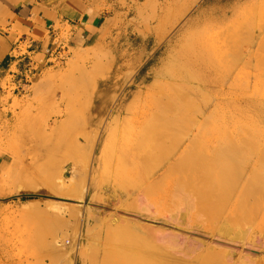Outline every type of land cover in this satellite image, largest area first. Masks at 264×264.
Instances as JSON below:
<instances>
[{
	"label": "rangeland",
	"instance_id": "374dc122",
	"mask_svg": "<svg viewBox=\"0 0 264 264\" xmlns=\"http://www.w3.org/2000/svg\"><path fill=\"white\" fill-rule=\"evenodd\" d=\"M67 1L47 0L50 6L55 9L54 13ZM111 1L114 2V8L107 11L108 7H99V11L105 10L104 14L107 16V20L95 31L93 36L73 44L67 40L63 48L60 41L55 42L52 58L48 61L43 59L37 68L38 74L29 78L24 86L19 89L16 87L8 89L6 85L8 80L0 78V192L2 193L0 196V264H40V262L45 264H102V261L103 263L106 261L105 264H119V261H121L120 264H143L144 262V264H169L170 262L171 264H264V175L250 177L249 170L245 168L246 165L240 161V165L235 166L236 168L233 167L228 176L230 178L233 176L230 183H228L230 179L227 180V177H223L222 180L221 176H218L221 171L217 175L213 174V177L218 176L221 179H216V181L222 180L223 182H215V180L213 181L215 178H211V175L213 171L216 173V169H207L212 163L205 160L209 156L208 159H212L210 161L213 164H215L213 161L215 158L216 163L220 164L219 159L225 148H236L242 160L252 158L254 153L264 148V109L255 110L251 106H240L239 103H232L234 101L239 102L243 95H248L250 98L257 95L252 99L264 102V0H251L244 4H228L223 0L222 3L218 4L220 10L207 11L202 10L208 4V0H196L194 2L191 0ZM9 28V13L0 10V32L7 33ZM57 29L63 31L62 37L66 39L70 28L66 27L65 29L58 23ZM158 36H162L161 41L158 40ZM194 46L195 51H190ZM186 50L188 59H194L195 56L199 58L205 56L207 66L202 69L187 66L183 68V76H187L188 79L203 72L201 87L198 85L201 92L193 95L194 99L192 96L186 97V101L183 102L186 104L185 106L198 109L207 103H216V96L212 91L215 89H223L229 94L228 97L225 93L224 98L227 96L225 103L218 106L213 116L209 117L211 119L208 118L209 120L205 122H201L202 120L199 122L202 124V128H208H204L206 131L208 130L207 132L202 129L201 135L204 138L200 135V127L193 131L194 134L187 133L192 122L197 120L195 116H193L194 118L182 117L180 119L162 117L156 120L157 122L150 120L149 124L158 123L159 127L160 125L164 126L168 134L162 140L164 143H161L156 134V140L152 137L154 134L151 137L149 135L150 139L146 137L150 143L145 141V145L150 147L155 142L154 145L152 144V150L154 146L155 148L158 146L153 152L151 148L148 149V156H151V152H155V156H152L153 159L148 157L147 160L141 154L145 150L144 156L147 155V145L146 147L141 146L144 145L141 142L145 138L138 139L139 134L136 129H138L139 121L137 119L139 118L135 117L133 118L135 122L123 123V129L118 134H114L104 146L100 147L105 129L104 124L96 133L87 117V104L85 101L79 100L77 92L85 86L91 91L96 84L107 81L112 76H114V81L118 77L121 78V82H126L124 86L120 87L122 89L118 91L119 93L114 94L116 96L129 91L131 85L140 79L148 81L146 85L144 84L147 88L153 82L155 75L162 69L175 68V65L177 68ZM226 75H229L227 76L228 79ZM236 75L239 76L236 78ZM235 80L237 81L236 84ZM61 89L65 91V94H68L67 96L70 93V98L72 97L73 100L69 97L68 101L66 99L67 102L52 100L54 95H57L58 99L62 97H59L63 93ZM65 89H68L67 92ZM179 89L177 85H172L166 93L169 96L176 95L178 91L182 92V89ZM76 90L78 91L76 92ZM202 92L205 95H201ZM231 96H240V99L237 98L239 99L237 100L236 97L231 99ZM168 98L164 96V99H159L157 103L163 104ZM256 101L252 102L255 103ZM63 119H67V122L63 123L61 121ZM115 125L116 123L113 124V127ZM91 128L95 133L91 131ZM220 129L222 130L220 131ZM34 134H62L66 141L71 138L72 134H87V137L91 139L87 138L89 145L85 141L86 143H83L84 149L77 152L68 145L56 150L50 149L49 151L52 152H45L44 149H36L37 147L32 141L35 139ZM30 135L34 137L31 140L32 143L30 142ZM170 137L171 139H169ZM51 138L54 141L53 137H48L42 142L47 144ZM136 138L141 142L137 141ZM164 139L165 141L168 140L169 144ZM182 140L184 141L182 142ZM134 142H136V146ZM181 142L183 144H180ZM189 143H192L191 148L196 147H194V152L187 150L189 152L187 155H185L186 152L183 153L185 160L182 158L183 160L180 159L176 162L180 156L179 153L183 152L186 148L184 146L189 145ZM133 144L134 150L141 146L142 151L139 150L141 152L136 150L139 152L138 155L135 154L136 151L131 150ZM128 147H130V152L126 151L129 150ZM160 147L164 149L161 153L158 152ZM200 150L206 154V157L202 154L204 156L203 161L199 157ZM173 152L175 157L172 155ZM218 153H221L220 156ZM163 154L166 156L164 157ZM168 154L172 155L171 157L174 159L171 160ZM210 155H214V159ZM197 156L199 157L198 160H196ZM168 157L170 160L165 161ZM149 160H151L149 164L151 166L148 168ZM172 161L179 166L175 164L177 166L175 168ZM185 161L186 164H184ZM198 162L201 163V166ZM204 162L211 164L208 166ZM171 164H173L174 169L170 166ZM219 164L218 166L212 165V167L220 168ZM170 167L172 169V171L170 170L171 175L168 170ZM184 167L187 168L185 169L186 174L188 177L192 176L191 178L188 179L185 173H183L185 175L181 173L184 171H180V169L184 170ZM96 168L98 192L95 193L91 190V183L93 171ZM199 168L202 170H198ZM219 168L218 171L216 170L217 172H219ZM145 169H149L148 172L150 170V172L156 171V173L152 172V176L148 177L151 174L147 176L148 173ZM191 169L194 171L192 172ZM165 171L167 177L162 178ZM61 172L64 175H61ZM139 174L140 178L138 177ZM221 175L225 176L223 173ZM178 176L180 178L185 176L190 183L188 181L185 184V178H181L182 183H180ZM159 177H161L160 181L158 180ZM197 178L201 179L198 181ZM136 179L139 183L144 181L146 184L141 182L140 186L138 184L140 187L137 188L138 191L134 192L132 190L135 184L138 187ZM154 179L160 183L158 186L156 185L157 187L151 185V188L156 187L155 190L154 188L151 189V192L154 190L153 192L156 191V193L151 194L148 192L150 187L144 185H148ZM176 180L177 183L179 182L177 187L181 184L188 186L186 187V189L189 188L188 192L183 186V191H186L188 196L194 181L198 182L195 183L196 185L194 184L195 188L193 189L195 192L193 195L197 193L196 197L191 198L193 196H191L193 192L191 190L190 199H194L191 200L194 209L192 208L193 210L191 209L192 211L190 210L188 213L186 222L189 221V227L195 231L193 233L203 237L204 247L198 252L199 255H202L200 261L177 256L174 258L168 254L165 256L163 255L165 251L159 247L150 243L144 244V240L137 232L138 226L150 224L162 229L167 227L166 229L169 231L173 230L171 226L160 224L162 222L157 221V219L160 217L159 220L161 221L162 217L169 216L166 214H171L176 207V204L170 200L171 197L174 199L173 194L169 192L173 190H170V187L174 186L173 188L176 189ZM173 183L175 184L173 185ZM190 184L192 188L189 187ZM61 185L63 186L61 187ZM71 186L74 187L73 190ZM142 188H147L150 197L153 195L157 199L162 198L158 201L155 197L150 199L148 196L149 199L148 197L145 198V205L150 206L151 210L157 207L156 210H152L154 214L144 213L137 207L138 197L136 200L133 197L135 201L131 197L130 190L137 195L136 192L139 193ZM27 194H43L45 197H28ZM167 194H171L170 198ZM135 195L132 194V196ZM77 196H80L81 200ZM126 196L130 198L128 199ZM175 198L177 197L175 196ZM65 199H70V201L65 202ZM75 200L83 203L80 205ZM133 201L137 209L131 207ZM148 203L155 205L153 207ZM62 205L63 207H61ZM74 207L78 208L73 212L72 208ZM152 215L157 216V218L154 217L156 221ZM223 221L229 222L231 225L235 222L234 228L241 226L239 230L248 231L247 241L254 242V239L258 243L259 247L251 246L254 249L257 248L255 250L258 251V254H251L248 249L251 248L250 246L240 244L235 247L227 245L226 248H232L233 257L211 255V248L218 251L223 250L224 246L222 248L215 246L217 244L215 242L222 241L216 238L220 235L218 233L221 230L219 226L222 228ZM110 225L111 227H109ZM119 227L121 229L118 230ZM231 227L233 231L236 230V228L233 229V226ZM233 231L232 237L238 232L237 230V232ZM208 247L210 250H207ZM170 259L175 260V262ZM100 260H102L101 263Z\"/></svg>",
	"mask_w": 264,
	"mask_h": 264
},
{
	"label": "bare ground",
	"instance_id": "6f19581e",
	"mask_svg": "<svg viewBox=\"0 0 264 264\" xmlns=\"http://www.w3.org/2000/svg\"><path fill=\"white\" fill-rule=\"evenodd\" d=\"M186 41H188V40H186ZM195 46H194V48H192L190 51H192V50H194L195 51ZM186 54V55H185ZM185 54H184V56L182 55V57H181V59H180V63H179V66L176 68V65H175V68H164V69H162V71H160V72H158L156 75H155V77L153 78V82L146 88L145 87V85H146V83L148 82V81H145V79H140V80H138V81H134L135 83H133L132 85H131V87H130V90L129 91H127V92H123L121 95H114L116 92H118L119 90H121L122 88H120L122 85L124 86L125 85V83L124 82H121V78H118L117 77V80L116 81H114V76H112L109 80H107V81H102V82H100L98 85L96 84L95 86H94V89L93 90H88V88L85 86V87H82V90L80 89L79 90V92H77L78 90H76V92H77V97L79 98V100H81V101H85L86 102V104H87V110H86V113H87V117L89 118V121H90V124H91V126H92V128L95 130V132L96 133H98L97 132V130H99V129H101V127H102V124H104V127H105V129H104V134H103V136H102V138H101V142H100V147H102V146H104L110 139H112V137H113V135L114 134H118L119 133V131L121 130V129H123V127H122V124L123 123H126V122H135V120L133 119V118H135V117H138L139 119H137V121H139V123H138V126H137V128L138 129H136L137 130V132H138V139H143V138H145V139H143L142 140V142L140 141V140H138L137 138V141H140L141 142V144H143L144 143V145H141V146H145L146 147V145H145V141H149V140H147V138L146 137H148L149 138V135H150V137L152 136V134H154V136H152L153 138H155V134L157 135L156 137L157 138H159L160 140H161V143H164V142H162V140H163V138H165V136H166V134H168L166 131H167V129L164 127V126H162V125H160V127H159V124L158 123H155V125L154 124H149V121L150 120H153V121H155V122H157L156 120H158L159 118H162V117H164V118H168V117H170V119H180V118H182V117H185V118H188V117H191V118H194L193 116H195V119H197L196 121H193L192 122V126L190 127V129L188 130L189 132H187V133H189L190 135L191 134H194L193 133V131L196 129V128H198V127H200L199 128V132H200V135H201V132H202V129H204V128H206V127H204V128H202L201 126H202V124H200L199 122L201 121V122H205V121H207V120H209V119H211V118H209L210 116H213V114H214V112H215V110L218 108V106H220V105H222V104H224L225 102L224 101H226L225 100V98L229 95L228 93H226V92H224V90L223 89H215V90H212L213 92H214V95L216 96V103H211L210 102V104H206L205 106H203V107H200V108H193L192 109V106H185L186 104L185 103H183V102H185L186 100H185V98L186 97H189L190 98V96H192V98H193V95H196L197 94V92H199L200 91V89L198 88V85L200 86L201 85V83H202V77H203V72H200V73H197L198 75L197 76H192V77H190L189 79L187 78V76L185 77V76H183V73H182V71H183V68L185 67V66H187V67H192V68H200V69H202V68H204L205 66H207V59H206V57L204 56H202V57H197V56H195L194 57V59L192 60V59H188V57H187V50H186V52H185ZM198 55V54H197ZM217 57V56H216ZM210 58H212V57H210ZM216 59H219V58H216ZM221 59V58H220ZM222 59H223V57H222ZM208 61H210V60H208ZM214 61H215V59H214ZM212 62H213V60H212ZM211 62V63H212ZM226 62V61H225ZM215 63V62H214ZM217 63H218V61H217ZM221 63V62H220ZM250 63V62H249ZM213 64V63H212ZM251 64V63H250ZM215 65V64H214ZM246 65V64H245ZM248 65V64H247ZM210 66V65H209ZM223 66V65H222ZM263 66H264V62H263ZM211 67H212V69H213V66L211 65ZM217 67V66H216ZM244 67V66H243ZM242 67V68H243ZM182 68V69H181ZM219 68V67H218ZM217 69V68H216ZM209 70V69H208ZM214 70H215V68H214ZM218 70V69H217ZM248 71V70H247ZM263 71V70H262ZM217 72V71H216ZM222 72V71H221ZM231 72V71H230ZM264 72V71H263ZM242 73V72H241ZM248 73V72H247ZM255 73V72H254ZM226 74V73H225ZM231 74V73H230ZM234 75V74H233ZM261 75V74H260ZM259 75V76H260ZM264 75V74H263ZM204 76H205V74H204ZM213 76V75H212ZM227 76H229V75H226V77ZM237 76H239V75H236V78H237ZM249 76H251V75H249ZM206 77V76H205ZM216 77H217V75H216ZM235 78V79H236ZM239 78V77H238ZM227 79H228V77H227ZM248 79H250V78H248ZM217 80H218V78H217ZM222 80V79H221ZM127 81H128V78H127ZM228 81V80H227ZM235 82V84L237 83V81L235 80L234 81ZM254 82H256V81H254ZM223 83H224V81H223ZM246 83H248L249 84V82H246ZM258 83V82H257ZM259 83H261V80H259ZM145 84V85H144ZM207 84V83H206ZM205 84V85H206ZM247 84V86L249 87V85ZM172 85H177V87L178 88H180V89H182V92H180V91H178V93L175 95H168L166 92H168V88H171V86ZM256 86V85H255ZM201 87V86H200ZM219 87V86H218ZM179 89V90H180ZM230 89V88H229ZM59 90V89H58ZM62 90V89H61ZM66 90V89H65ZM68 90V89H67ZM67 90H66V92H67ZM202 90H203V87H202ZM231 90V89H230ZM229 90V91H230ZM247 91L249 90V89H246ZM60 91V90H59ZM243 91V90H242ZM61 92V91H60ZM62 92L63 93H61V95H59V97L60 96H62V97H60L59 99L57 98V95H54V99H52V100H54L55 102H57L58 100L59 101H63V102H67L68 101V97L70 98V93H69V96H67L68 94H65L64 92L65 91H63L62 90ZM154 92V94H151V93H153ZM156 92V93H155ZM201 92V91H200ZM203 92L205 93V90H203ZM203 92L201 93V95L203 94ZM246 92V91H245ZM59 93V92H58ZM119 93V92H118ZM225 93H226V97L224 98V95H225ZM234 93H235V91H234ZM247 93V92H246ZM251 93V92H250ZM63 94V95H62ZM113 94V95H112ZM207 94V93H206ZM238 94H240V93H238ZM249 94V93H248ZM252 94V93H251ZM256 94V93H255ZM199 95V94H198ZM203 95H205V94H203ZM213 95V94H212ZM237 95V94H236ZM253 95V94H252ZM72 96V95H71ZM74 96H75V94H74ZM164 96L165 97H169L168 98V100L165 102V103H157V101L159 100V99H164ZM233 96V95H232ZM231 96V99L232 98H234V97H236V96H234V97H232ZM255 96V95H254ZM253 96V97H254ZM257 96V95H256ZM255 96V97H256ZM207 97V96H206ZM229 97V96H228ZM240 96H237L235 99H237V98H239ZM252 96H251V98L247 95V96H245V95H243L242 97H241V99L239 100V99H237V100H239V102H237V101H234V102H232V103H239V105L240 106H251L252 108H254L255 110H257V109H259V110H261V109H264V102H261V101H256V100H253L252 98H253ZM61 98H62V100H61ZM212 98V97H211ZM215 98V97H214ZM66 99H67V101H66ZM71 100H73V98L71 97L70 98ZM194 99V98H193ZM196 99V98H195ZM209 99V98H208ZM229 99V98H228ZM261 99H262V97H261ZM264 99V98H263ZM70 100V101H71ZM214 100V99H213ZM234 100V99H233ZM69 101V102H70ZM205 101H207V100H205ZM232 101V100H231ZM252 101H256L255 103H253ZM208 102V101H207ZM205 104V103H204ZM198 105V104H197ZM235 105V104H234ZM200 106H201V104H200ZM180 107V109H178ZM222 108V107H221ZM241 108V107H240ZM192 109V110H191ZM222 111V110H221ZM62 117V116H61ZM63 118V117H62ZM209 118V119H208ZM61 119V118H60ZM64 120V121H63ZM63 120H61L63 123H66L67 122V119L65 120V119H63ZM86 120V119H85ZM244 120V119H243ZM88 122V121H87ZM86 122V123H87ZM114 123H116V125L113 127V124ZM152 123V122H151ZM61 124V123H60ZM85 124V123H84ZM87 125V124H86ZM169 125V124H168ZM168 125H167V128H168ZM125 126V125H124ZM204 126V125H203ZM215 126V125H214ZM87 127V126H86ZM218 127V126H217ZM91 128V129H92ZM93 129L91 130V131H93ZM206 129H208V128H206ZM201 130V131H200ZM222 129H220V131H221ZM204 131H206L205 129H204ZM208 131V130H207ZM206 131V132H207ZM94 131H93V133H95ZM199 132H197L198 133V135H199ZM230 132V131H229ZM203 133V132H202ZM205 133V132H204ZM223 133V132H222ZM224 134V133H223ZM32 135V134H31ZM30 135V136H31ZM35 135V134H34ZM90 135V134H89ZM93 135V134H92ZM137 135V134H136ZM229 135H231L230 133H229ZM63 135L62 134H36L34 137H35V139H33L34 137H30V142H31V140L33 141V143H35V145H36V149H44L45 150V152L46 151H49L50 149H60V147H62V146H66V145H68V146H71L76 152L77 151H80V150H82V149H84L83 148V143L86 141H88L87 140V138H90V137H87L88 135L87 134H72V136H71V138L69 139V140H67L66 141V139L64 138V137H62ZM93 136H95V135H93ZM116 136V135H115ZM169 136H171L172 138H173V136L172 135H170L169 134ZM194 136H196V135H194ZM202 137H203V135H201ZM200 136V137H201ZM48 137H53L54 138V141L52 140V138L49 140V141H47L48 143L46 144V142L45 143H43L42 142V140L43 141H45ZM168 137V136H167ZM171 137L169 138V139H171ZM187 137V136H186ZM95 138V137H94ZM135 138V137H134ZM157 138H155V140L157 139ZM162 138V139H161ZM204 138V137H203ZM221 138V137H220ZM91 139V138H90ZM150 139V138H149ZM152 139V138H151ZM166 139H168V138H166ZM168 139V140H169ZM186 140L188 139V138H185ZM184 139V140H185ZM195 139V138H194ZM193 139V140H194ZM201 139V138H200ZM223 139H224V137H223ZM235 139V138H234ZM160 140H158V141H160ZM168 140L167 141H165V139H164V141L165 142H167L168 143ZM184 140H182V142L184 141ZM212 140H213V138H212ZM211 140V141H212ZM218 140V139H217ZM230 140V139H229ZM93 141H95V140H93ZM130 141V140H129ZM128 141V142H129ZM135 141V140H134ZM136 141V142H137ZM192 141V140H191ZM221 141H223L222 139H221ZM85 142V143H86ZM89 142H90V140H89ZM136 142H134L135 143V146L137 145L136 144ZM152 142V141H151ZM153 142H154V139H153ZM172 142V141H171ZM180 143V144H183V143ZM186 142V141H185ZM184 142V143H185ZM198 142V141H197ZM32 143V142H31ZM91 143V142H90ZM132 143V142H131ZM130 143V144H131ZM138 143V142H137ZM149 143H150V141H149ZM155 143V142H154ZM154 143H152L153 145H154ZM193 144H194V142H192ZM191 143V144H192ZM210 143V142H209ZM217 143H218V141H217ZM138 144H140V143H138ZM152 144H151V146L149 147L148 145H147V155L146 156H144L146 153H144V152H146L145 150H144V147H143V150H144V152L142 153L141 151V149H140V147H139V149H138V147L136 148V150H141V151H139V152H141V154H143V156L142 157H146L147 158V160L149 159L148 157H151L152 159H153V157L152 156H155V152L154 153H152L153 151H155L154 149H156L158 146H156V148H155V146H154V149L152 150ZM159 144V143H158ZM169 144V143H168ZM191 144L189 143V145H186V146H184V147H186V148H184V151L183 152H181V153H179L180 154V156H179V158H178V160H176V162H178V161H180V159L181 160H183L182 158H184V154L183 153H185L186 152V154L185 155H187V152L188 151H190V152H194L193 150H194V147L195 146H193V148H191ZM199 144V143H198ZM211 144V143H210ZM214 144H216V143H214ZM221 144V143H220ZM219 144V145H220ZM87 145H89L88 144V142H87ZM157 145V144H156ZM161 145H163V144H161ZM165 145V144H164ZM34 146V145H33ZM160 146V145H159ZM180 146V145H179ZM211 146V145H210ZM220 146H222V145H220ZM91 147H93V146H91ZM215 147V146H214ZM226 147V146H225ZM34 148H35V146H34ZM126 148V147H125ZM130 147H128V149H129ZM149 148H151V150H152V152L150 153V155L151 156H148L149 154H148V149ZM162 148V149H161ZM180 148V147H179ZM178 148V149H179ZM182 148V147H181ZM180 148V149H181ZM188 148H190V149H188ZM196 148V147H195ZM216 148H217V145H216ZM216 148H214V149H216ZM39 149V150H40ZM120 149H121V147H120ZM127 149V148H126ZM135 148H134V144H133V149L131 148V150L133 151ZM159 149V151L158 152H162L164 149H163V147H160V148H158ZM179 149V150H180ZM122 150V149H121ZM136 150H134V152L136 151ZM186 150V151H185ZM188 150V151H187ZM192 150V151H191ZM220 150H221V148H220ZM126 151H128V152H130V149L129 150H126ZM177 151V150H176ZM175 151V152H176ZM201 151V150H200ZM199 151V153H200V155H199V157H200V159H201V161H203L202 160V158L204 159V156L202 155V154H204L205 155V157H206V154L204 153V151H203V153H202V151L200 152ZM215 152H216V150H214ZM42 152V151H41ZM49 152H52V151H49ZM134 152H133V155H134ZM137 152V151H136ZM139 152H137V153H135V154H137L138 155V153ZM196 153H197V151H195ZM207 152V151H206ZM218 152V151H217ZM220 152V151H219ZM258 152V153H257ZM256 153H254V155L252 156V158H247V159H243L242 160V157H239V152L237 151V149L236 148H225L223 151H222V154H221V157H220V164H222V165H220L219 163V166H220V170H219V172H217L218 171V168H217V166H218V164L216 163V158L214 159L213 158V156H211L214 160V163L217 165L216 166V168L214 167L215 166V164H213V162L212 161H210V160H212V159H208L209 158V156L208 157H206L205 158V160L207 161V160H209V162H211L212 163V165H214L213 167H212V165L211 166H209L208 164H211V163H205L204 162V164H206V165H208L209 167H207V169L208 168H213V169H216L215 170V172L216 173H214V171L212 172V175H211V172H210V175H211V178H215V179H213V181L215 180V182H217V181H219V182H223L222 180H223V177L224 178H226L227 177V180L228 179H230L229 181H228V183H230V181L232 180L231 178L233 177V176H231V178L230 177H228L229 176V174H231V170H232V168L234 167V168H236L235 166H239L240 165V163L242 162V164L244 163V165H246L245 166V168L246 169H248L249 170V172H250V177L251 176H256V175H264V148H262L261 150H258ZM174 153V152H173ZM178 153V152H177ZM189 153V152H188ZM198 153V154H199ZM131 154H132V152H131ZM153 154V155H152ZM178 154V155H179ZM190 154H192V153H190ZM193 154H195V153H193ZM192 154V155H193ZM197 154V155H198ZM213 154V153H212ZM220 154L218 153V156H220ZM159 155V154H158ZM164 155V154H163ZM169 155V154H168ZM172 155H174V157H175V153L174 154H172ZM172 155H169L170 157L172 156ZM191 155V156H192ZM196 155V154H195ZM195 155H194V157H195ZM215 155H217L216 153H215ZM139 156H140V154H139ZM156 156H157V154H156ZM160 156V155H159ZM162 156V155H161ZM166 155H164V157H165ZM183 156V157H182ZM129 157V156H128ZM142 157H140V158H142ZM158 157V156H157ZM170 157H168L167 159H165V161L166 160H170ZM186 157V156H185ZM198 157V156H197ZM199 157L198 158H196V160H198L199 159ZM133 158H134V156H133ZM133 158H132V160H133ZM136 158H137V156H136ZM146 158H145V160H146ZM172 158L173 157H171V160H172ZM125 159H126V157H125ZM131 159V158H130ZM135 159V158H134ZM143 159V158H142ZM157 159V158H156ZM162 159V158H161ZM174 159V158H173ZM176 159H177V157H176ZM187 159V158H186ZM194 159V158H193ZM192 159V160H193ZM127 160V159H126ZM138 160V159H137ZM141 160V159H140ZM144 160V159H143ZM146 160V161H147ZM159 160V159H158ZM184 160H185V158H184ZM191 160V159H190ZM189 160V161H190ZM191 160V161H192ZM195 160V159H194ZM204 160V161H205ZM218 160V159H217ZM98 161H99V158H98ZM117 161V160H116ZM125 161V160H124ZM130 161V160H129ZM133 161H135V160H133ZM153 161H155V160H153ZM190 161V162H191ZM200 161V160H199ZM200 161V162H201ZM241 161V162H240ZM120 162H121V160H120ZM131 162V161H130ZM136 162V161H135ZM134 162V163H135ZM142 162H144V161H142ZM156 162V161H155ZM176 162H175V164H176ZM184 162V161H183ZM195 162V161H194ZM200 162H198L199 163V165L201 166V163ZM218 162V161H217ZM118 163H119V161H118ZM141 163V162H140ZM151 163V160H149L148 161V168H149V166H151V165H149ZM168 163H170V162H168ZM168 163H166V164H168ZM172 163L174 164V162L172 161ZM181 162H179V164H180ZM187 162L185 161V163L184 164H186ZM195 163H197V162H195ZM136 164V163H135ZM144 164H146V163H144ZM156 164V163H155ZM158 164H160V163H158ZM173 164H171L170 166H172V168L174 169V167L176 168L177 166H179V165H175L174 167H173ZM183 164V163H182ZM203 164V163H202ZM157 165V164H156ZM163 165V164H162ZM181 165V164H180ZM191 165V164H190ZM196 165V164H195ZM199 165H197V166H199ZM101 166V165H100ZM160 166V165H159ZM159 166H158V168H159ZM183 166V165H182ZM193 166H194V164H193ZM197 166H195V167H197ZM203 166H205V165H203ZM146 167V166H145ZM155 167V166H154ZM153 167V168H154ZM162 167V166H161ZM168 167H169V165H168ZM186 167V166H185ZM184 167V170H181V169H183L182 167H180L181 169H180V171H184V172H181L182 174L183 173H187V172H185V169H187V168H185ZM191 167H192V165H191ZM206 167H204L205 168V170H206ZM132 168H134V167H132ZM135 168H136V166H135ZM156 168H157V166H156ZM163 168V167H162ZM189 168V167H188ZM198 168V167H197ZM160 169V168H159ZM168 169V168H167ZM192 169H194V168H192ZM191 169V170H192ZM146 170V169H145ZM149 170V169H148ZM148 170H146V172L148 173L147 174V176L149 175V174H151V175H149L148 177H151L152 176V174L153 173H156V171L155 172H148ZM169 170V172H170V170L172 171V169H171V167H170V169H168ZM176 170V169H175ZM198 170H202V169H198ZM139 171V170H138ZM167 171V170H166ZM166 171L164 172L165 173V175H163L162 176V178L165 176V177H167V175H166ZM194 170H192V172H193ZM204 171V170H203ZM208 171V170H207ZM209 171H212V169L210 170L209 169ZM220 171H221V173H220ZM159 172V171H158ZM190 172V171H189ZM188 172V173H189ZM192 172H191V175H192ZM198 172H200V171H198ZM237 172V171H236ZM238 172H240V171H238ZM62 173V172H61ZM134 173H135V171H134ZM133 173V174H134ZM138 173V172H137ZM140 173V172H139ZM178 173V172H177ZM200 173H202V172H200ZM208 173V172H207ZM217 173L219 174L220 173V175H218L219 177L221 176V178H222V180L220 181V180H217L216 181V179H221V178H219L218 176H214L213 177V174L214 175H217ZM225 174V176H223V175H221V174ZM227 173H228V175H227ZM60 174V173H59ZM159 174V173H158ZM185 174H183V175H185ZM61 175H64V173H62ZM61 175H60V177H61ZM156 175V174H155ZM170 175H171V172H170ZM169 175V176H170ZM190 175V174H189ZM194 175V174H193ZM196 175V174H195ZM197 175H199V173H197ZM197 175H196V177H197ZM203 175V174H202ZM205 176H208L209 175V173H208V175H206V174H204ZM233 175V174H232ZM234 175H236V174H234ZM136 176V175H135ZM140 176V174L138 175V177ZM182 176V175H181ZM200 176V175H199ZM198 176V177H199ZM154 177V176H153ZM179 177V176H178ZM186 177L189 179V177H188V175L186 174ZM186 177L184 176V177H181V178H185V180H186ZM192 177V176H191ZM190 177V178H191ZM216 177H218V178H216ZM136 178V177H135ZM140 178V177H139ZM176 178V177H175ZM181 178L179 177V180H180V183H182V180H181ZM195 178V177H194ZM202 178V177H201ZM201 178H197V180L199 179H201ZM205 178V177H204ZM150 179V178H149ZM59 180V179H58ZM157 179H154L152 182H151V184H150V182H149V184H150V186H149V184L148 185H144L145 187L146 186H148V187H150V191H148L147 190V188H142L141 189V191H140V189H139V193H137L136 192V194L137 195H135V191H138L137 190V188H140L139 186L141 185V182L139 183L138 182V180L136 179V183H137V186H138V184H139V186L138 187H136V184H135V186H134V189H136V190H132V191H134V192H131V190L129 191L130 193H131V197L133 198V197H135V200H136V197H138L137 198V207L139 208V209H141L142 211H144V213L146 212H148V213H153L154 214V210H156V208L157 207H155V209L152 211L151 209H150V206H148V205H145L146 203L144 202L145 201V198H147L148 196L150 197V193L151 194H154V193H156V191L155 192H153L154 190H155V188L159 185V183L157 182L158 180L160 181L161 180V177H159L158 178V180L156 181ZM163 180V179H162ZM177 180H178V178H177ZM177 180H176V184L177 185H175L176 187V189H174L173 187V185L175 184V183H173V187H170V190L171 189H173L172 191H169L171 194H173V198L174 199H172V197H171V199L170 200H172V202L173 203H175L176 205V207H175V209L174 210H172L173 212H171V214L169 213V214H166V215H169V216H164V217H162L163 219L160 221L159 219H161L160 217L157 219V221H159V222H162V223H160V224H162L163 226H171V228H173V230L172 231H169V229L167 230L165 227L162 229V228H158V227H156L155 225H148V226H145L144 224V226H138L137 227V232H138V235H140L141 236V238L144 240V244H148V243H150V244H152L153 246L155 245L156 247H159L162 251H165L164 252V254L163 255H165L166 256V254H168L169 256H173L174 258H175V256H177V257H184V258H194L196 261H200V259H201V257H202V255H199L198 254V252L204 247V244H203V240H202V236H200V235H198V234H195V233H193V232H195V231H192V229H191V227H189V221H188V223L186 222V220H187V217H188V213L190 212V210L193 208L194 209V207H192V206H194V205H192V202H191V200L192 199H190V194H191V192H192V194H191V196L193 195V194H195V192H194V188H195V183L197 182V181H194V183H193V188H192V185L190 184V186L189 187H191L192 189H190V193H188L189 194V196L187 195V192L189 191V188H187L186 189V187H188L187 185L186 186H184L185 184H186V182H188L187 180L185 181V184L183 185V184H181V186H179V187H177L178 185H179V182L177 183ZM190 180H192V179H190ZM193 180H195V179H193ZM198 180V181H199ZM206 180H207V178H206ZM225 180V179H224ZM148 181V180H147ZM202 181V180H201ZM209 181V180H208ZM69 182V181H68ZM158 184H157V183ZM192 182V181H191ZM212 182V181H211ZM61 184H62V182H60ZM142 183H144V181L142 182ZM154 183H156V184H154ZM183 183H184V181H183ZM189 183H190V181H189ZM198 183V182H197ZM201 183V182H200ZM203 183V182H202ZM206 183V182H205ZM134 184V183H133ZM144 184H146V183H144ZM154 184V185H153ZM188 184V183H187ZM195 184V185H194ZM214 184V183H213ZM216 184V183H215ZM69 185V184H68ZM72 185V184H71ZM104 185V184H103ZM151 185L152 186H156L155 188L154 187H152V188H154V190H152V192H151ZM189 185V184H188ZM224 185V184H223ZM228 185V184H227ZM63 185H61V187H62ZM74 186V185H73ZM73 186H71V189L73 190ZM183 186L185 187V189L187 190V192L186 191H183L184 190V188H183ZM142 187V186H141ZM181 187V188H180ZM64 188V187H63ZM132 188H133V186H132ZM180 188V189H179ZM50 190L52 189L51 187L49 188ZM149 189V188H148ZM58 190V189H57ZM62 190V189H61ZM91 190L92 191H94L95 193L96 192H98V181H97V168L93 171V176H92V183H91ZM129 190V189H128ZM167 190V189H166ZM168 190H169V188H168ZM168 190H167V192H168ZM192 190V191H191ZM63 191V190H62ZM67 191V190H66ZM88 191H89V189H88ZM124 191V190H123ZM147 191L148 192H150L149 193V195H148V193H147ZM198 191V190H197ZM54 193V192H53ZM56 193V192H55ZM88 193V192H87ZM100 193V192H99ZM147 193V194H146ZM1 192H0V196H1ZM61 194V193H60ZM102 194V193H101ZM132 194H134L135 196H132ZM171 194L169 195V194H167L168 195V198H170L169 196H171ZM128 195V194H127ZM156 195V194H155ZM166 195V194H165ZM196 195H197V193H196ZM196 195H193L191 198H194V196L196 197ZM95 196V195H94ZM93 196V197H94ZM98 196V195H97ZM117 196V195H116ZM129 196H130V194H129ZM127 197L128 199L130 198V197ZM175 196L177 197V198H175ZM78 198H80V200H81V197L80 196H77ZM96 197V196H95ZM149 197H148V199H149ZM153 197H155V196H151L150 197V199L151 198H153ZM199 197V196H198ZM156 198V200L158 201L160 198H159V196H158V198L159 199H157V197H155ZM166 198H167V196H166ZM97 199V198H96ZM162 199V198H161ZM98 200V199H97ZM118 200H121V199H118ZM133 200H134V198H133ZM134 200V201H135ZM147 200V199H146ZM176 200V201H175ZM194 200V199H193ZM192 200V201H193ZM195 200H196V198H195ZM68 202V201H70V199H65V202ZM128 201V200H127ZM134 201L132 202L133 204H132V206L131 207H135L136 205L134 204ZM155 202V201H152V202H154V203H158V202ZM59 202V201H58ZM75 202H77L78 204H82L83 202L82 201H76L75 200ZM120 202V201H119ZM149 202H151V201H149ZM60 204V203H59ZM76 204V203H75ZM74 204V205H75ZM119 204V203H118ZM148 204H150V203H148ZM51 205V204H50ZM49 205V206H50ZM53 205H55V204H53ZM61 205V204H60ZM77 205V204H76ZM127 205V204H126ZM150 205H153V207H154V205L155 204H150ZM158 205V204H157ZM57 206V205H56ZM65 206V205H64ZM61 207H63V205L61 206ZM69 207V206H68ZM118 207V206H117ZM122 207V206H121ZM131 207H130V209H131ZM137 207H135V209H137ZM51 208V207H50ZM65 208V207H64ZM76 208H78V207H76ZM76 208L74 207V208H72V211L74 212L75 210H76ZM152 208V207H151ZM159 208V207H158ZM70 209V208H69ZM74 209V210H73ZM119 209V208H118ZM123 209V208H122ZM133 209V208H132ZM134 209V210H135ZM160 209V208H159ZM158 209V210H159ZM192 209V210H193ZM78 211L80 210V209H77ZM126 210V209H125ZM157 210V211H158ZM191 210V211H192ZM60 211V210H59ZM68 211V210H67ZM78 211L76 212L77 214H78ZM86 211V210H85ZM128 211H129V209H128ZM141 211V212H142ZM152 211V212H151ZM157 211H155V213L157 212ZM137 213L139 212V210L138 211H136ZM141 212H140V214H141ZM82 213V212H81ZM90 213H91V211H90ZM93 213V212H92ZM71 214H75V213H71ZM156 214H158V213H156ZM161 214V212L159 213V215ZM86 215V214H85ZM148 215V214H147ZM78 216V215H77ZM135 216V215H134ZM71 217V216H70ZM85 217V216H84ZM143 217V216H142ZM142 217H140V218H142ZM151 217V215L149 216V218ZM152 217L154 218H157V216L155 215V216H153L152 215ZM75 218V217H74ZM83 218V217H82ZM110 218V217H109ZM115 218V217H114ZM120 218V217H119ZM124 218V217H123ZM127 218V217H126ZM144 218V217H143ZM148 217H146V219H147ZM148 218V219H149ZM154 218V219H155ZM79 219H80V217H79ZM85 219V218H84ZM106 219V218H105ZM153 219V220H154ZM229 219V218H228ZM122 220V219H121ZM151 220V219H150ZM83 221V220H82ZM81 221V222H82ZM85 221V220H84ZM88 221V220H87ZM124 221V220H123ZM131 221V220H130ZM135 221V220H134ZM155 221H156V219H155ZM229 221V220H228ZM89 222H90V220H89ZM224 222V221H223ZM222 222V223H223ZM230 222V221H229ZM229 222H224V224H221L222 225V228L219 226V228L221 229H219L218 231V233L221 235H219V237H217L216 239H219V240H222V241H217V242H215V243H217V244H215V246L217 245V247H219V248H222V246H224L223 247V250H220V251H218V250H215V249H212L211 248V250H210V248L208 247V249L207 250H210L211 252V255H216V254H218L219 255V257H227V258H230V257H233L234 256V253H232V248H226L227 247V245H229V246H231V247H235V246H237V245H240V244H242V245H247V246H258L257 244L258 243H256L255 242V240L253 239V241L254 242H250V241H247V236L249 235L248 234V231H244V230H239V228L241 227V226H236L235 228H236V230L238 231H233L232 230V227L231 226H233V229H235L234 228V226L236 225V224H234L233 222V225H231ZM77 223H79V222H77ZM84 223V222H83ZM83 223H81V224H83ZM88 223V222H87ZM106 223V222H105ZM111 223V222H110ZM136 223V222H135ZM139 223H142V222H139ZM120 224V223H119ZM129 224V223H128ZM131 224V223H130ZM138 224V223H137ZM133 225V224H132ZM140 225H142V224H140ZM135 226V225H134ZM153 226H155V227H153ZM158 226V225H157ZM161 226V225H160ZM109 227H111V225L109 226ZM162 227V226H161ZM238 227V228H237ZM113 228H115L116 229V227H113ZM136 228V227H135ZM110 229V228H109ZM115 229H113V230H115ZM119 229H121L120 227L118 228V230ZM125 229V228H124ZM248 229H249V227H248ZM233 232H237L235 235H233V237H232V231ZM122 231H123V229H122ZM125 232V231H124ZM119 233V232H118ZM112 234H113V232H112ZM128 234H129V232H128ZM110 235V234H109ZM120 235V234H119ZM126 237V236H125ZM139 237V236H138ZM117 238V237H116ZM116 238H114V240L116 239ZM121 238V237H120ZM251 238V237H250ZM129 239V238H128ZM249 239V238H248ZM111 241H114V240H112V239H110ZM123 240H125V239H123ZM116 241V240H115ZM227 242V243H226ZM258 242V241H257ZM103 243H104V241H103ZM106 243H108V242H106ZM229 243H232V244H229ZM255 243V244H254ZM125 245V244H124ZM129 245V244H128ZM241 245V246H242ZM108 246V245H107ZM136 246V245H135ZM259 247V246H258ZM124 248V247H123ZM253 247H251V248H248L249 249V252L252 254V253H255V254H258V251H256L257 250V248H253ZM107 249V248H106ZM109 249V248H108ZM230 249V250H229ZM121 250H123V249H121ZM259 250V249H258ZM120 252V251H119ZM155 252H156V250H155ZM118 253V252H117ZM158 253H160V252H158ZM139 254V253H138ZM225 254V255H224ZM261 254V253H260ZM122 255H123V253H122ZM127 255V254H126ZM130 255V254H129ZM149 255V254H148ZM160 255H161V253H160ZM250 255V254H249ZM103 256V255H102ZM134 256V255H133ZM138 256V255H137ZM217 256V255H216ZM107 257V256H106ZM128 257V256H127ZM145 257V256H144ZM158 257V256H157ZM176 257V258H177ZM256 257V256H255ZM133 258V257H132ZM148 258V257H147ZM253 258V257H252ZM251 258V259H252ZM258 258V257H257ZM103 259H105V258H103ZM126 259V258H125ZM140 259V258H139ZM144 259V258H143ZM149 259H150V257H149ZM164 259V258H163ZM166 259V258H165ZM43 260V259H42ZM132 260V259H131ZM157 260V259H156ZM155 260V261H156ZM171 261L173 260V259H170ZM217 260V259H216ZM249 260V259H248ZM254 260V259H253ZM101 261L102 260H100V263H101ZM128 261V260H127ZM147 261V260H146ZM153 261V260H152ZM174 262H175V260H173ZM251 261V260H250ZM92 262V261H91ZM106 262V261H105ZM105 262L103 263V261H102V264H105ZM112 262V261H111ZM116 262V261H115ZM120 262L121 261H119V264H120ZM135 262V261H134ZM144 262V261H143ZM162 262V261H161ZM160 262V263H161ZM165 263L167 262V261H164ZM170 262V261H169ZM145 263V262H144ZM143 263V264H144ZM173 263V262H172ZM40 264H45V263H41L40 262ZM108 264V263H107ZM137 264V263H136ZM169 264H171V262L169 263ZM173 264H175V263H173Z\"/></svg>",
	"mask_w": 264,
	"mask_h": 264
},
{
	"label": "crops",
	"instance_id": "0c3cea01",
	"mask_svg": "<svg viewBox=\"0 0 264 264\" xmlns=\"http://www.w3.org/2000/svg\"><path fill=\"white\" fill-rule=\"evenodd\" d=\"M196 1V0H191ZM205 1V0H204ZM251 0H225L228 4H244ZM223 0H208L202 11L220 10ZM114 8L111 0H68L56 13L47 0H0V10L9 13L10 28L0 32V78H6L7 88H21L29 78L38 74L44 59L54 55L55 42L62 48L70 43L91 37L107 20L105 10ZM110 7V8H109ZM91 10V12H89ZM70 28L66 39L57 24ZM161 23L159 24V26ZM162 40V36H158Z\"/></svg>",
	"mask_w": 264,
	"mask_h": 264
},
{
	"label": "water",
	"instance_id": "95a60500",
	"mask_svg": "<svg viewBox=\"0 0 264 264\" xmlns=\"http://www.w3.org/2000/svg\"><path fill=\"white\" fill-rule=\"evenodd\" d=\"M28 197H45L43 194H27Z\"/></svg>",
	"mask_w": 264,
	"mask_h": 264
}]
</instances>
